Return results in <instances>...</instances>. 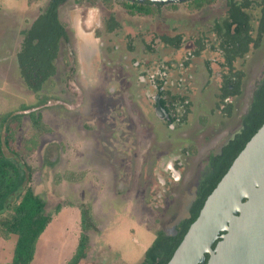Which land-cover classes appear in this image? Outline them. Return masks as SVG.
<instances>
[{
  "label": "rangeland",
  "instance_id": "1",
  "mask_svg": "<svg viewBox=\"0 0 264 264\" xmlns=\"http://www.w3.org/2000/svg\"><path fill=\"white\" fill-rule=\"evenodd\" d=\"M226 1L200 9L193 2L168 4L161 13L143 16L130 13L121 0H96L94 5L69 0L60 6L59 15L72 30L71 41L57 62L59 74L36 95L20 76L16 53L21 31L49 0H0V116L22 114L13 147L32 168L31 185L53 216L46 240L39 243L36 264H69L78 252L80 229H68L73 207L56 212L59 205L71 203L90 211V205L99 204L95 214L100 217L101 211L105 217L96 231L88 232L87 257L77 264H112L117 255L136 264L153 240L151 230L171 228L178 219L189 217L193 183L197 169L206 163V150L217 151L239 127L264 77V38L245 66L241 61L236 64L247 75L240 110L224 120L219 113H203L210 117L204 135L211 138L197 141L199 153L188 160L181 181L170 179L163 190L157 179L161 159L186 142L180 140L181 131L172 133L155 124L146 102L136 103L133 61L138 55L129 51L128 35L181 33L188 44L202 34L213 37L214 20L225 16ZM112 12L121 28L106 34L104 21ZM253 14L261 15L259 9ZM107 46L119 49L108 51ZM221 70L216 68L217 73ZM31 111L41 114L37 126L29 117ZM195 131L191 129L192 137ZM16 238L0 239V264H10Z\"/></svg>",
  "mask_w": 264,
  "mask_h": 264
},
{
  "label": "trees",
  "instance_id": "2",
  "mask_svg": "<svg viewBox=\"0 0 264 264\" xmlns=\"http://www.w3.org/2000/svg\"><path fill=\"white\" fill-rule=\"evenodd\" d=\"M67 1L50 0L32 24L21 31V41L16 53L19 73L25 86L36 95L45 90L48 82L53 81L58 71L56 63L61 46L71 40L72 30L68 29L59 16L60 6ZM82 1L78 0L80 3ZM87 1L91 5L96 3V0ZM121 1L130 13L134 14L137 3ZM214 1L216 0H197L194 8L200 9ZM253 2L255 1L227 0V16L221 25L217 24V30L222 37L243 43L233 52V58L243 54L250 41L255 48L262 43L264 9L263 18L255 28L253 16L246 10ZM105 24L108 32L121 28V23L113 12L105 20ZM233 25H236L234 34H232ZM254 31L256 36L253 35ZM230 55L229 58H232ZM16 114L0 116V237L5 240L12 236L17 237L12 264H30L34 259L37 241L52 221V215L46 211L47 201L36 194L31 185L32 168L23 160V155L13 147L22 117V114ZM227 114L231 115L232 112L227 111ZM29 117L35 126L41 123V114L38 111H31ZM263 123L264 85L255 97L252 110L244 117V128L228 146L224 147L222 155L214 161L215 169L202 183L197 199L190 209L189 217L177 226L176 234L168 235L160 231L139 264H167L170 261L190 225L198 217L207 197ZM32 141L37 144L35 140ZM60 209L61 205L57 206L56 212ZM81 214L80 244L78 252L69 264H77L87 257L88 232L98 229L89 209L82 206Z\"/></svg>",
  "mask_w": 264,
  "mask_h": 264
},
{
  "label": "flooded vegetation",
  "instance_id": "3",
  "mask_svg": "<svg viewBox=\"0 0 264 264\" xmlns=\"http://www.w3.org/2000/svg\"><path fill=\"white\" fill-rule=\"evenodd\" d=\"M253 1L255 2L246 10L252 14L254 25L255 22L259 25L263 18L264 0L262 2L259 0ZM184 2L196 4L197 0ZM135 3L137 4L133 15L143 16L161 13L162 8L168 6V4H158L150 1H135ZM173 4L175 3L170 5ZM256 9L260 10L261 15L259 18L253 14ZM227 11L224 17L215 18L211 30L213 37L209 38L207 34H202L190 44L185 41L181 33H156L152 37L141 32H138L136 36L133 35V37L128 35V49L138 55L133 61L136 89L139 90L136 103L144 104L146 102L145 105L148 106L155 118V124L158 123L161 129L171 130L172 133L181 131L184 137L181 136L180 140L186 142V145L181 146L178 152L171 153L169 157L161 159L157 179L163 190H166V186L171 183L170 179L176 182L181 181L183 169L188 166V160L193 158L195 153H199L197 141L201 138L205 141L211 138V136L204 135L206 129L210 128V126L207 127L210 117L205 118L203 113H211V116L219 113L218 115L224 120L232 117V114L228 115L227 111L233 113L240 110L239 98L243 95V85L247 75L236 64L241 61V64L245 66L250 54L255 50H259L262 43L255 48L250 41L247 50L233 58V52L243 43L230 41L228 37H222L220 31L217 30V24H222L223 19L227 16ZM258 25H255V28ZM104 27L106 34H112L116 31L108 32L105 21ZM235 28L236 25H233L232 34L235 33ZM253 35H257L256 31ZM70 41L62 44L57 62L61 58L63 47H68ZM136 44L138 45L136 46ZM118 49V46H107L108 51H117ZM229 54L232 58H229ZM218 67L222 69L219 73L216 72ZM58 74L59 70L56 75ZM263 85L264 77L257 84L248 111L242 115L239 127L219 146L217 151L213 149L206 150L208 153L206 157H203V161L206 163L197 169L196 180L193 183L195 187L194 199L188 206L189 213L197 199L202 183L215 169L214 161L222 155L224 147L228 146L244 128V117L252 110L255 97ZM154 126L156 127V125ZM215 128L216 126L213 127V130H216ZM191 129L196 130L194 132L195 137L190 134ZM211 134H214V132ZM214 140L212 138L211 143ZM163 174L169 177V181L165 179ZM161 196L160 194L159 197ZM184 219L186 218L178 219L171 228L155 230L156 236L160 231H164L168 235L176 234L177 226Z\"/></svg>",
  "mask_w": 264,
  "mask_h": 264
},
{
  "label": "water",
  "instance_id": "4",
  "mask_svg": "<svg viewBox=\"0 0 264 264\" xmlns=\"http://www.w3.org/2000/svg\"><path fill=\"white\" fill-rule=\"evenodd\" d=\"M167 264H264V123L207 197Z\"/></svg>",
  "mask_w": 264,
  "mask_h": 264
},
{
  "label": "crops",
  "instance_id": "5",
  "mask_svg": "<svg viewBox=\"0 0 264 264\" xmlns=\"http://www.w3.org/2000/svg\"><path fill=\"white\" fill-rule=\"evenodd\" d=\"M131 202V201H130ZM133 203V202H132ZM99 205V204H98ZM97 205V206H98ZM68 206H72L73 207V210H70V213H71V215H72V218H71V222H70V225H69V230H70V228L73 226L75 229L76 228H79L80 229V236H81V233H82V228L81 227H79V225L81 224V216H82V214H81V209H82V206H78V205H75V204H67V205H65V206H62L61 207V210L62 209H66ZM97 206H95V205H90V207H91V210L89 211L90 212V214L93 216V218H94V221H95V223H96V226H97V228H98V223H102V222H104V220H105V217L102 215V212L100 211V213H101V216L100 217H97V215L95 214L96 212V209H95V207H97ZM101 209V208H100ZM52 221H53V216H52ZM52 221L50 222V224L48 225V227L46 228V230L44 231V233L40 236V238H39V240L37 241V244H36V250H35V254H34V259H33V261L30 263V264H34L35 262H36V256H37V253H38V247H39V243L42 241H45L46 240V234H47V232H48V230H49V226L52 224ZM140 223H141V225H143L144 224V222L142 221V220H140ZM145 225V224H144ZM149 227V226H148ZM150 228V227H149ZM150 230H151V228H150ZM152 231V233H153V240L148 244V248L152 245V243L154 242V240H155V238H156V234H155V232L153 231V230H151ZM68 233V232H67ZM12 238V237H11ZM10 238V239H11ZM0 239H3V238H1L0 237ZM10 239H7V240H10ZM17 239V238H16ZM3 240H5V239H3ZM15 244H16V241H15ZM14 248H15V246H14ZM148 248H147V250H148ZM13 255H14V253H13ZM144 256H145V254H144ZM144 256L140 259V261H138L136 264H139L140 262H142V260L144 259ZM12 260H13V257H12V259H11V262H10V264H12ZM121 260V261H120ZM111 262H112V264H127L121 257H120V255H117V260H110ZM36 264V263H35Z\"/></svg>",
  "mask_w": 264,
  "mask_h": 264
}]
</instances>
